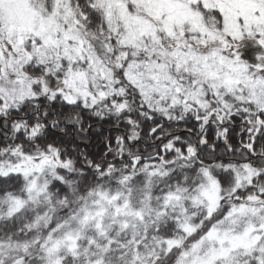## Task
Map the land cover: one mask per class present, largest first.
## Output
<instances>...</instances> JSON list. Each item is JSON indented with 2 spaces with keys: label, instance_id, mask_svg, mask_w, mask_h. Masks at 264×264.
Segmentation results:
<instances>
[{
  "label": "snow or ice",
  "instance_id": "6c2138e0",
  "mask_svg": "<svg viewBox=\"0 0 264 264\" xmlns=\"http://www.w3.org/2000/svg\"><path fill=\"white\" fill-rule=\"evenodd\" d=\"M0 264H264V0H0Z\"/></svg>",
  "mask_w": 264,
  "mask_h": 264
}]
</instances>
